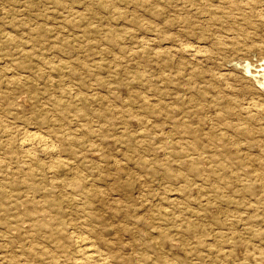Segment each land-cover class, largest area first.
<instances>
[{"label":"rangeland","instance_id":"obj_1","mask_svg":"<svg viewBox=\"0 0 264 264\" xmlns=\"http://www.w3.org/2000/svg\"><path fill=\"white\" fill-rule=\"evenodd\" d=\"M0 196V264H264V0H0Z\"/></svg>","mask_w":264,"mask_h":264},{"label":"bare ground","instance_id":"obj_2","mask_svg":"<svg viewBox=\"0 0 264 264\" xmlns=\"http://www.w3.org/2000/svg\"><path fill=\"white\" fill-rule=\"evenodd\" d=\"M257 3H258V2H257ZM251 9H252V8H251ZM256 13H257V12H256ZM250 14H252V13H250ZM158 44H159V43H158ZM188 48H189V47H188ZM183 49H184V48H183ZM246 66H247V65H246ZM247 74H248V73H247ZM259 106H260V105H259ZM251 108H252V107H251ZM261 109H262V108H261ZM255 111H256V110H255ZM252 115H253V114H252ZM34 136H35V135H34ZM235 147H236V146H235ZM199 159H200V158H199ZM53 165H54V164H53ZM27 171H28V170H27ZM29 173H30V172H29ZM29 175H30V174H29ZM77 180H78V179H77ZM30 191H31V190H30ZM0 197H1V196H0ZM3 197H4V196H3ZM3 197H2V198H3ZM35 217H36V216H35ZM35 217H34V218H35ZM58 227H59V226H58ZM60 228H61V227H60ZM83 236H84V235H83ZM263 237H264V236H263ZM83 243H84V242H83ZM77 258H78V257H77ZM57 260H58V259H57ZM79 262H80V261H79ZM225 263H226V262H225Z\"/></svg>","mask_w":264,"mask_h":264}]
</instances>
